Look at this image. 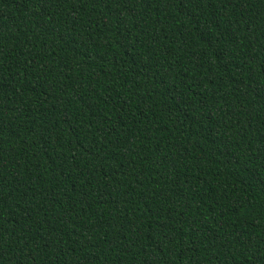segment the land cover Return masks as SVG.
Returning a JSON list of instances; mask_svg holds the SVG:
<instances>
[{
  "label": "trees",
  "instance_id": "16d2710c",
  "mask_svg": "<svg viewBox=\"0 0 264 264\" xmlns=\"http://www.w3.org/2000/svg\"><path fill=\"white\" fill-rule=\"evenodd\" d=\"M0 264H264V0H0Z\"/></svg>",
  "mask_w": 264,
  "mask_h": 264
}]
</instances>
